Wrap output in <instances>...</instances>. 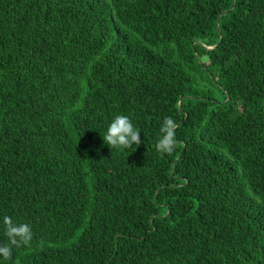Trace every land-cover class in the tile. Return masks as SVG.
Listing matches in <instances>:
<instances>
[{
  "label": "trees",
  "instance_id": "obj_1",
  "mask_svg": "<svg viewBox=\"0 0 264 264\" xmlns=\"http://www.w3.org/2000/svg\"><path fill=\"white\" fill-rule=\"evenodd\" d=\"M5 215L0 264H264V0H0Z\"/></svg>",
  "mask_w": 264,
  "mask_h": 264
},
{
  "label": "clouds",
  "instance_id": "obj_2",
  "mask_svg": "<svg viewBox=\"0 0 264 264\" xmlns=\"http://www.w3.org/2000/svg\"><path fill=\"white\" fill-rule=\"evenodd\" d=\"M177 127L178 124L173 118H164L159 129V138L155 144V149L159 154L170 155L173 153L178 143L176 139ZM103 141L111 148L129 149L133 145L141 144V133L129 116L117 114L108 125ZM2 223L8 242L0 244V257L10 260L13 248L30 244L33 239L32 227L27 222H16L7 215L3 217Z\"/></svg>",
  "mask_w": 264,
  "mask_h": 264
},
{
  "label": "water",
  "instance_id": "obj_3",
  "mask_svg": "<svg viewBox=\"0 0 264 264\" xmlns=\"http://www.w3.org/2000/svg\"><path fill=\"white\" fill-rule=\"evenodd\" d=\"M212 47L208 48V49H211Z\"/></svg>",
  "mask_w": 264,
  "mask_h": 264
}]
</instances>
